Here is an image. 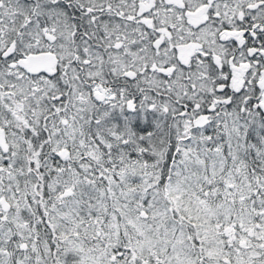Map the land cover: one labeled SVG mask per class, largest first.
Returning <instances> with one entry per match:
<instances>
[{"label":"snow or ice","instance_id":"1","mask_svg":"<svg viewBox=\"0 0 264 264\" xmlns=\"http://www.w3.org/2000/svg\"><path fill=\"white\" fill-rule=\"evenodd\" d=\"M0 264H264V0H0Z\"/></svg>","mask_w":264,"mask_h":264}]
</instances>
